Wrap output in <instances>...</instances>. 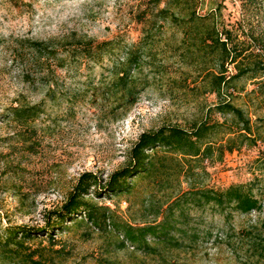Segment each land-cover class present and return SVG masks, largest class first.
Returning a JSON list of instances; mask_svg holds the SVG:
<instances>
[{"label":"rangeland","instance_id":"1","mask_svg":"<svg viewBox=\"0 0 264 264\" xmlns=\"http://www.w3.org/2000/svg\"><path fill=\"white\" fill-rule=\"evenodd\" d=\"M149 5L150 0H0V232L10 226L40 229L27 245L44 264H242L217 238L223 218L211 211L203 215L201 227L212 234L184 252L161 247L159 256L130 245L120 248L121 238L113 227L100 231L68 219L60 228H45L49 220L56 221L54 213L66 203L82 174L106 179L126 164L141 133L169 125L189 128L209 119V108L218 102L207 79L209 73H218L214 58L205 57L199 66L202 59L188 47L185 29L170 21L140 72L149 84L135 105L118 106L111 93L112 69L140 40L138 15ZM193 10L199 15L210 13L220 37L224 40L230 34L231 44L242 51L241 65L249 71L231 82L225 94L244 110L253 132L252 140L233 152L225 151L221 161L206 160L205 171L197 168L199 174L192 180L216 190L253 183L264 203V0H194ZM81 38L116 44L94 63L73 55L71 48ZM25 39L49 42L61 50L68 47L62 52L65 66L51 60V68L40 76ZM225 67L226 76L237 73L229 61ZM28 74L35 76L34 81L28 80ZM21 103L41 107L35 122L22 132L25 136L15 123L1 122L9 107ZM216 121L224 123L215 136L220 143L236 127L230 116L212 113L211 122ZM175 163L168 159L169 165ZM175 176L171 183L181 180L186 190L189 180ZM178 188L141 181L120 196L98 195L92 187L86 197L109 207L117 222L144 225L162 220L167 195H177ZM192 215L197 219L202 214L193 211ZM256 222H264V211L236 218L238 227Z\"/></svg>","mask_w":264,"mask_h":264},{"label":"trees","instance_id":"2","mask_svg":"<svg viewBox=\"0 0 264 264\" xmlns=\"http://www.w3.org/2000/svg\"><path fill=\"white\" fill-rule=\"evenodd\" d=\"M193 1L150 0V5L138 15L142 24L140 40L123 62L115 64L112 69L111 93L118 106L129 108L137 103L140 94L149 84L148 78L140 76L145 57L157 44L162 29L171 21L185 29L186 37L191 42L188 47L202 59L197 61L199 66L205 62V57L214 58L218 73H209L207 79L211 92L218 97V102L209 108V119L196 121L189 128L169 125L141 133L128 152L126 164L106 179L91 172L82 174L66 203L54 213L56 221L49 220L45 228L51 231L60 228L68 219H76L73 223L76 226H92L100 231L113 227L114 232L121 238L120 248L130 245L146 254L159 256L162 254L161 247L168 251L184 252L193 248L202 237L212 234L211 229L204 230L201 227L205 223L203 215L211 211L223 218V227L217 235L220 242L242 264H263L264 222H256L248 227H238L236 223L238 216L264 211V203L255 193L253 183L232 184L226 189L216 190L199 186L192 180L199 174L197 168L205 171L203 164L206 160L211 163L221 161L225 151L233 152L245 141L252 140L249 134L253 132L251 120L246 117L244 110L225 94L231 82L249 71V67L241 65L242 51H238L231 44L230 34H226L224 40L220 37L221 32L215 28L210 13L199 15L194 10L191 11ZM172 7L180 8V11H175ZM185 9L191 12L184 13ZM23 42L31 50L33 64L40 76L51 68L48 66L51 60L65 66L66 58L62 52H68V47L61 50L49 42L32 39H25ZM76 42L78 44L71 48L73 55L94 63L109 54L116 44L114 40L96 43L92 38H81ZM228 61L237 70L230 77L226 76L228 68L225 64ZM27 76L28 80L34 81L33 74ZM40 111L39 104L21 103L9 107L2 115L1 122L15 123L20 128V135L25 136L22 132L35 122ZM212 113L232 118L236 129L227 132L226 141L215 142V136L221 132L224 123L211 122ZM168 159L174 160L175 165H169ZM261 165L264 169V158ZM175 175H183L189 180L186 190L182 189L181 180L177 185L171 183V176ZM141 181L152 182L155 186L169 190L179 186L177 195H167L163 218L158 223L133 225L117 222L109 207L99 205L86 197L92 187L98 195L110 193L120 196L132 192ZM193 211L202 215L195 219ZM81 214L83 216L80 217ZM39 230L34 231L28 226H10L0 232V263L44 264L41 259L35 258L27 245L29 240L38 235ZM241 252H244L243 256Z\"/></svg>","mask_w":264,"mask_h":264}]
</instances>
